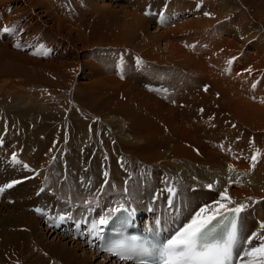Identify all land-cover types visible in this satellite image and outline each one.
I'll list each match as a JSON object with an SVG mask.
<instances>
[{
  "label": "rangeland",
  "instance_id": "rangeland-1",
  "mask_svg": "<svg viewBox=\"0 0 264 264\" xmlns=\"http://www.w3.org/2000/svg\"><path fill=\"white\" fill-rule=\"evenodd\" d=\"M98 1L0 0V30L14 29L0 31V172L7 179L15 176L1 187L19 181L5 188L0 201L7 206H0V264H81L80 258L70 255V262L63 254L47 251L49 244L39 242L34 234L32 238L16 232L24 229L22 223H34L22 221L25 216L36 222L40 219L41 225L42 220L77 216L80 206L76 201L83 193L80 186L88 177L101 188L110 178L118 190L125 179L129 187L119 195L123 201L135 183L152 189L153 199L157 196L162 201L164 187L175 179V198L195 194L205 203L213 194L201 186L227 176L219 163L224 160L226 167L229 156L238 167L243 166L244 181L256 180L252 192L257 196L243 222L252 223L255 214L251 211L264 219V180L257 174L264 167V139H259L264 119L239 107L241 103L251 108L257 104L260 107L253 110L264 111V0H220L209 11L203 10V0H103L101 6ZM165 6L174 12L163 22L155 14H146V8L166 13ZM131 15L136 17L135 25L129 24ZM215 49L223 56L207 57ZM153 84L164 86L163 94L155 93ZM228 85L236 91H227L235 95L222 92ZM34 105L47 118L43 130L28 127L29 135L22 131L25 120L18 111L36 110ZM6 139L14 140L13 146ZM23 141L39 145L37 155V146L26 148ZM14 153L18 162L12 159ZM36 156L45 158L38 169L34 163L39 160L28 161ZM189 166L191 174L181 171ZM121 167H128L125 176L124 170L119 173ZM195 176L199 186H191ZM82 177L86 179L78 184ZM87 187L89 182L82 189ZM19 193L25 194L30 207L17 205ZM68 195L74 196L72 200H66ZM97 199L101 201L100 196ZM27 208L32 215L24 214ZM193 208L184 204L182 210ZM223 209L219 204L205 215ZM41 229L67 235L49 227ZM254 234L252 240L259 236L255 242L239 248V264L250 259L243 256L246 249L262 243L264 229L261 232L256 227ZM77 255L87 259L84 264H100L93 255Z\"/></svg>",
  "mask_w": 264,
  "mask_h": 264
},
{
  "label": "bare ground",
  "instance_id": "bare-ground-1",
  "mask_svg": "<svg viewBox=\"0 0 264 264\" xmlns=\"http://www.w3.org/2000/svg\"><path fill=\"white\" fill-rule=\"evenodd\" d=\"M28 1V0H27ZM36 1V0H35ZM47 1V0H46ZM71 1V0H70ZM202 1V0H201ZM225 1V0H224ZM69 2V1H68ZM99 2V1H98ZM103 0H101L100 2H99V5L101 6V5H104L103 3ZM202 2H204V8H203V10H205V11H209L210 9H211V6H212V4L214 3V2H216L218 5H220L222 2L220 1V0H203ZM236 2V1H235ZM28 3V2H27ZM43 3V2H42ZM47 3V2H46ZM72 3V2H71ZM102 3V4H101ZM215 3V4H216ZM230 3V2H229ZM24 4V3H23ZM37 4H39V3H37ZM56 4V3H55ZM69 4V3H68ZM41 5V4H40ZM133 5V4H132ZM49 6V5H48ZM47 6V7H48ZM222 6V5H221ZM47 7H45V8H47ZM107 8V7H106ZM239 8V7H238ZM49 9V8H48ZM228 9V8H227ZM50 10V9H49ZM82 10V9H81ZM225 10V9H224ZM76 11V10H75ZM78 11V10H77ZM135 11H136V9H135ZM229 11V10H228ZM227 11V12H228ZM220 12H223V11H221L220 10ZM226 11H224V13H225ZM226 12V14H228V15H230L229 13H227ZM241 12V11H240ZM223 13V14H224ZM134 14V13H133ZM137 13H135V15H136ZM218 14V13H217ZM226 14H224L225 16H226ZM127 15V14H126ZM68 16V15H67ZM223 16V15H222ZM165 23V22H164ZM124 24V23H123ZM129 24H131V25H135L136 24V17L134 16V15H131V20H130V23ZM160 25H161V23H160ZM164 26H165V24H163ZM159 26V25H158ZM181 27V26H180ZM247 28V27H246ZM245 33V32H244ZM242 34V33H241ZM259 34V33H258ZM247 35V34H246ZM211 36H213V34H211ZM250 36V35H249ZM252 36V35H251ZM250 36V37H251ZM253 36H254V34H253ZM255 36H257V34H255ZM254 36V37H255ZM165 37H166V34H165ZM250 37H248V38H250ZM254 37H251V38H254ZM164 38V37H163ZM243 39V38H242ZM244 41H245V38L243 39ZM249 40V39H248ZM158 42H159V40H158ZM194 42V41H193ZM172 45V44H171ZM193 47H194V45H193ZM168 48H169V46H168ZM167 49V48H166ZM193 49L191 48V50H190V52L192 51ZM198 50V49H197ZM183 51V50H182ZM202 51V50H201ZM214 51V50H213ZM190 52H187V53H190ZM184 54V53H183ZM211 54H216V55H221V56H223V52L221 51V50H216L215 49V52H210V53H207V57H210V55ZM184 57V56H183ZM192 57V56H191ZM202 57H204L203 55H202ZM189 58V57H188ZM186 60V59H185ZM221 60H225V59H221ZM188 61V60H187ZM196 62V61H195ZM198 64V63H197ZM117 67H118V65H117ZM200 67V66H199ZM195 69V68H194ZM197 71V70H196ZM201 71V70H200ZM202 72H199V74H201ZM222 75H225V76H227V77H229L230 76V74H222ZM221 75V76H222ZM8 83V82H7ZM181 85V83H179L178 84V87ZM227 88H229V89H234L232 86H230V85H228V86H226L223 90H222V92L226 95V96H228V97H230V96H233V95H235V92H230V91H227L228 89ZM31 89H33V88H31ZM260 88H257V90H259ZM235 90V89H234ZM257 90L255 91V93L257 92ZM236 91V90H235ZM31 92V91H30ZM33 93V92H32ZM35 93H37L38 94V92H35ZM37 94H32V95H37ZM248 95H252L251 93L249 94V93H247ZM30 95H31V93H30ZM31 95V98L33 97ZM29 96V95H28ZM254 97H255V95H253L252 97H250V101H252L251 99H254ZM36 98V97H35ZM34 99V98H33ZM180 99V98H179ZM246 100V99H245ZM257 101V100H256ZM255 101V102H256ZM1 102V101H0ZM22 102V101H21ZM56 102V101H55ZM54 102V103H55ZM12 103V102H11ZM22 104V103H21ZM247 104V103H246ZM246 104H243L242 105V103H241V105L239 104V107L241 106L242 107V109H245L249 114H251V113H253V112H255L256 114L258 113V115L260 116V117H262V119H264V111H254L253 110V108L254 109H256V108H258V107H260L259 105H257L256 103V108H255V106L253 105L252 106V108L250 107V106H248V105H246ZM254 104V103H253ZM26 105H27V103H26ZM29 105V104H28ZM42 105L43 104H40V106L42 107ZM249 105H250V103H249ZM35 106V108H36V110H29V111H25V109H26V107L24 108V112L22 111V113H21V110H19L18 111V113H20V114H23V116H24V120H25V122H24V127L22 126L21 128H24L25 130H22V131H27V133L29 134V132H28V127L30 128V126H35V128L33 129L34 131L35 130H39L40 128H42V130H43V123H44V120L47 118L45 115V113H40V112H38V108H40L38 105H34ZM238 106V105H237ZM33 107V106H32ZM28 108V107H27ZM22 109V108H21ZM33 109V108H32ZM38 109V110H37ZM257 110H259V109H257ZM264 110V109H263ZM7 114H9V113H7ZM11 114V113H10ZM14 114V113H13ZM8 116V115H7ZM9 117V116H8ZM20 117V116H19ZM12 122V121H11ZM20 122V121H19ZM21 122H23V121H21ZM0 124H2V123H0ZM20 124H22V123H20ZM4 126V125H3ZM12 126V125H11ZM20 126V125H19ZM187 126V125H186ZM189 126V125H188ZM5 127V126H4ZM182 127V126H181ZM6 128V127H5ZM7 128H8V126H7ZM14 128V127H13ZM17 128H19L18 126H17ZM37 128V129H36ZM1 129V128H0ZM2 130V129H1ZM9 130V129H8ZM18 130V129H17ZM19 130H20V128H19ZM41 130V131H42ZM4 131V130H3ZM30 131V130H29ZM187 131V130H186ZM9 132H11V134L10 135H8L9 137L12 135V131H9ZM21 132V131H20ZM24 132V133H25ZM3 133V132H2ZM22 133V132H21ZM33 133V131L31 130V134ZM260 133H262L263 135L259 138V139H261V138H263L264 139V131L263 132H260ZM252 134V133H251ZM258 134V133H257ZM3 134H1V136H2ZM13 135H15L16 136V133L15 134H13ZM30 135V134H29ZM33 135H34V133H33ZM19 136V135H18ZM213 136V135H212ZM260 136V135H259ZM12 137V136H11ZM17 137V136H16ZM31 137V136H30ZM23 138H24V135H23ZM31 138H34L33 136L31 137ZM30 138V139H31ZM5 139V138H4ZM3 139V140H4ZM10 139V138H9ZM27 138H25V140H26ZM247 139V138H246ZM7 140V139H6ZM16 140H17V138H16ZM28 140V139H27ZM32 140V139H31ZM34 140V142H35V139H33ZM12 141H14V140H12ZM12 141H9V140H7V142L8 143H12L11 145H10V147L11 146H13V142ZM30 141V140H29ZM29 141H28V144L27 143H25L24 141V143H25V145H26V148H27V146L29 147V146H37V150H36V155H37V152H39L40 151V149H38V148H40V146L39 145H37V144H33V143H31V145H29ZM22 142V143H23ZM223 142V141H222ZM24 143L22 144V145H24ZM241 143V142H240ZM240 143H238V144H240ZM225 145H227V147H228V144L226 143ZM233 145V144H232ZM238 146V145H237ZM230 148V147H229ZM232 148V147H231ZM230 148V149H231ZM225 149V148H224ZM223 149V150H224ZM230 149H228L227 148V150H230ZM219 150V149H218ZM27 151V154H29L28 152V150H26ZM232 151V150H231ZM234 151V150H233ZM230 152V151H229ZM232 153V152H231ZM15 154V153H14ZM26 154V153H25ZM24 154V155H25ZM58 154V153H57ZM233 154V153H232ZM231 156V155H230ZM16 157V156H15ZM25 157H26V155H25ZM25 159V158H24ZM30 160H28L30 163L31 162H34V161H38V162H35L34 163V168L35 169H38L39 168V166H40V164L45 160V158H44V156H42V157H40V159H38V157L36 156V157H34V158H29ZM234 159H236V158H234ZM27 161V162H28ZM208 163V162H207ZM244 164V163H243ZM188 165V164H187ZM224 165V160H222L220 163H219V166L220 167H222V168H224V170H225V172L224 173H226L227 174V176L225 175V176H223L222 178H221V180H219L218 178H213V182L212 183H209L208 185H204L203 184V186H201V189L204 191V192H206V193H210V194H213V196L211 197L212 199L210 200V201H207V202H205V203H202V205L203 204H205L206 206L208 205V207L205 209V213L207 212V211H210V210H212V209H214L216 206H218L219 204L217 203V201H219L220 202V204H222V203H225V202H228L227 200H223L222 198H220L216 193L217 192H222V193H225V191H226V195L231 199V203H230V206H227L226 208H229V207H238V206H243V208L241 209V213H240V216H239V228H240V230H241V233L244 235H250V237H254V231H255V228L256 227H259L260 228V230H261V232H262V230L264 229V228H261V224H264V219H263V217L261 216V214H259V212H255V211H251V215L252 214H255V215H253L252 216V223H249L248 221H245L244 220V222H243V219H244V213H246V212H248V211H250V206L253 204L254 205V201H253V199H254V197H256L257 196V194H253V192H252V188H253V184H254V182L256 181L254 178H249L248 180H245L244 181V178H247V175H245L244 174V170H243V166H241V167H238L237 165H236V163L235 162H233L232 160H230V157L229 156H226V160H225V166L226 167H224L223 166ZM116 166V165H115ZM31 167V166H30ZM33 167V166H32ZM203 167V166H202ZM106 168H108V167H106ZM128 168V167H127ZM127 168L126 169H124L123 167H121V169L119 168V171L120 170H124V172H125V174H124V176L126 175V170H127ZM195 168V167H194ZM209 168V167H208ZM31 169V168H30ZM33 169V168H32ZM101 169V168H100ZM114 169V168H113ZM177 169H180V168H177ZM200 169V168H199ZM212 169V168H211ZM237 169H239V171L240 172H238L237 171ZM34 170V169H33ZM42 170V169H41ZM107 170V169H106ZM21 171V170H20ZM37 171V170H36ZM114 171V170H113ZM162 171V170H161ZM182 172H186V173H189L190 172V174H191V169H190V166H189V168H186V170H181ZM193 171V170H192ZM222 171V170H221ZM23 172V171H22ZM45 172H46V170H45ZM131 172H133V171H131ZM179 172V171H178ZM248 172V171H247ZM99 173H100V171H99ZM109 173V172H108ZM114 173V172H113ZM119 173H121V171L119 172ZM134 173V172H133ZM136 173V172H135ZM48 174V173H47ZM95 174V173H94ZM221 174V173H220ZM239 174H240V176H239ZM257 174H259L262 178L261 179H263L264 180V167H261V168H259L258 170H257ZM111 175V174H110ZM122 175H123V173H122ZM130 175H131V173H130ZM189 175V174H188ZM187 175V176H188ZM216 175H218V174H216ZM222 175V174H221ZM29 175H23V177H27V178H29L28 177ZM50 176V175H49ZM127 176H129V172H127ZM166 176V175H165ZM172 176V175H171ZM175 176H177V175H175ZM15 176H14V174H13V177L11 178V179H7L6 178V176L5 175H3V173H1L0 172V187H1V185L2 184H4L6 181L8 182V181H11V180H13V178H14ZM40 177V176H39ZM51 177V176H50ZM115 177V176H114ZM131 177H133V175H131ZM150 177V176H149ZM49 178V177H48ZM105 178V177H104ZM112 178V177H111ZM134 178V177H133ZM138 178V177H137ZM167 178V177H166ZM196 178V176L195 177H193L192 178V180H193V184H191V186H199L198 184H196L195 183V179ZM66 179V178H65ZM86 179V178H85ZM84 177H82V178H80V179H78V181H77V183L78 184H81L82 182H84ZM122 179V178H121ZM136 179V178H135ZM177 179V178H176ZM180 179V178H179ZM182 179V178H181ZM230 179H232V181L230 180ZM35 180V179H34ZM37 180V179H36ZM55 180V179H54ZM105 180V179H104ZM114 180V179H113ZM118 180H119V178H118ZM122 180H124V181H122V187H121V190H118V187L116 186V187H113L112 185H111V179L109 178L108 180H107V183L109 184V187L107 188V186H108V184L107 185H105L103 188H101V186L99 185V184H97L98 186H95V184L94 183H92V177H88L87 178V181L84 183V184H86L87 182H89V186L90 187H87V188H85V189H82V186H84V184L83 185H81L80 186V189L83 191V193L81 194V196L80 197H78L79 199L76 201L77 203H76V205H79L80 206V208H79V210H80V212L79 213H77L78 215L77 216H73L74 218H66L67 220L69 219V220H73V222L75 223V222H77V221H79V222H81V221H83V222H85V223H87L88 225L89 224H92L93 222H95V223H97V222H99L104 216H106V215H108V213L112 210V209H114V208H116V207H125V206H127V207H129V208H131V209H133V210H137V211H141V210H143L144 209V202H146L145 201V199L148 197V199L150 198V196H151V190L149 191V189L147 190V188H145V189H143V188H141V186L140 185H138L137 183H135V187H134V189H132V191H130L129 193H126V201H123V200H120V197H119V195L122 193V192H126L127 190H128V187H129V184L127 183V182H125V179H122ZM128 180V179H127ZM230 180V181H229ZM234 180H236L235 182H233ZM252 180V181H251ZM26 181H27V179H26ZM44 181V180H43ZM67 181V180H66ZM69 181V180H68ZM98 181V180H97ZM101 181V180H100ZM145 181V180H144ZM175 179H172V180H170L169 181V183H168V187H164V190L166 191L165 192V194H163L162 195V197H167V198H169V199H171V200H173V201H178L179 202V208H180V210H178V215H176L174 218H173V221L174 222H176L177 220H180L185 214H187L191 209H188V210H182L183 209V207H184V204L186 205V206H188V207H192V206H194L195 205V207L196 206H198L199 204H200V200H203V199H200L199 200V196L198 195H195L194 194V196H192L191 194L188 196V197H186V198H184L183 196H178L177 198H175V196H174V191H177V190H175L174 189V187H173V185H174V183H175ZM184 181H186V180H184ZM36 182V181H35ZM47 182V181H46ZM95 182H96V180H95ZM139 182V181H138ZM152 182V181H151ZM168 182V181H167ZM52 183V182H51ZM69 183H71V182H69ZM121 183V182H120ZM75 184V183H74ZM105 184V183H104ZM115 184V183H114ZM140 184V183H139ZM176 184V183H175ZM179 184V183H178ZM28 185H30V184H28ZM50 185V184H49ZM48 185V186H49ZM65 185V184H64ZM162 185V184H161ZM189 185V184H188ZM20 186V185H19ZM61 186V185H60ZM74 186V185H73ZM209 186H211V187H209ZM25 187V186H24ZM50 187V186H49ZM132 187V186H131ZM146 187V186H145ZM147 187H148V185H147ZM179 187V189H183L182 188V186L181 185H179L178 186ZM185 187V186H184ZM187 187V186H186ZM185 187V188H186ZM190 187V186H189ZM60 188V187H59ZM65 187L63 186V189H64ZM150 188V187H149ZM191 188V187H190ZM19 189V188H18ZM26 189H27V187H26ZM68 189V188H67ZM130 189V188H129ZM161 189V188H160ZM24 190V189H23ZM38 190V189H37ZM56 190V189H55ZM75 190V189H74ZM78 190V189H77ZM80 190V191H81ZM144 190V191H143ZM18 191V190H17ZM57 191H58V189H57ZM56 191V192H57ZM73 191V190H72ZM182 191V190H181ZM198 191H200V190H198ZM4 192V191H3ZM3 192H0V201H3L4 200V198H5V196L2 194ZM34 192H36V191H34ZM46 192V191H45ZM63 192V191H62ZM61 192V193H62ZM187 192V191H186ZM28 193V192H27ZM72 193V192H71ZM74 193V192H73ZM75 193H76V191H75ZM75 193H74V195H75ZM197 193V192H196ZM14 194V193H13ZM65 194V193H64ZM176 194V193H175ZM183 194H184V192H183ZM57 195V194H56ZM61 195H63V194H61ZM67 195V194H66ZM71 195V194H70ZM73 195V194H72ZM71 195V196H72ZM200 195H201V192H200ZM204 195V194H203ZM14 196H15V194H14ZM13 196V197H14ZM27 196V195H26ZM32 196H33V194H32ZM71 196H69L68 195V197H67V199L66 200H68V199H70V200H72V198L74 197H72L71 198ZM97 196H100L101 197V201H99L98 199H97ZM216 196L219 198V199H217L216 198ZM17 197V198H16ZM16 199H17V205H19V206H21V205H24V206H29L30 207V203H29V201L25 198V194L24 193H19L18 195H16ZM28 197H30V196H28ZM37 197V196H36ZM63 197H64V195H63ZM209 198V197H208ZM100 199V198H99ZM32 200H34V199H32ZM39 200V199H38ZM41 200V199H40ZM154 200L155 201H157V200H159L158 198H157V196L154 198ZM67 202V201H66ZM65 202V203H66ZM203 202V201H202ZM104 203H106V204H104ZM161 203H162V201H161ZM209 203V204H208ZM229 203V202H228ZM227 205V204H226ZM0 206H1V208H6L7 206H6V204L5 203H3V202H1L0 203ZM224 206H225V204H224ZM247 207H249V208H247ZM60 209V208H59ZM220 209V208H219ZM28 210V208L27 209H25L24 210V214L25 215H32V213L30 212V211H27ZM219 211V210H218ZM214 212H215V210H214ZM205 213H201V215H202V217L205 215ZM66 219H62V220H66ZM21 220L22 221H26V220H30V221H33L34 223H31V222H28V221H26V222H24V223H22V225H23V227H24V229L21 231V230H19V232H16V234H21V235H23L24 237H29V236H31V235H36V237L37 238H39L38 239V241L39 242H44V243H48L49 245H48V248H47V251H50V252H52V253H57L58 255H60V254H63V255H65L66 257H64V258H66L68 261H70V259H71V256H73V258L75 257V260H76V258H80L79 259V262L81 263V264H84V262H86L87 261V259L86 258H81V257H79L77 254L78 253H80V255L81 256H83V257H86V256H94V257H96V259H97V261H98V263H100V264H133V263H125V262H122V261H116V260H114L113 258H111V257H108V256H106V255H103V254H101L100 252H98V251H93L92 250V248H89L88 247V245L85 243V241H81V242H79V240L78 239H76L74 236H73V234L75 233V229L73 228V226H70V235H66V236H63V235H61L60 233H56V231H52L51 229H55L54 228V223H59L58 221L60 220H54V219H52V218H50V220L49 221H45V220H42L43 221V223H42V225H41V221H40V219L39 220H37L38 222H36L33 218H31V217H28V216H25V217H22L21 218ZM2 221V220H1ZM19 224V223H18ZM14 226V225H13ZM41 226H44V228H46L47 229V227H49V228H51L50 230H51V232H48V231H46L45 229H41ZM21 227V226H20ZM38 227H40V229L38 228ZM243 227H245V229L243 230ZM15 228V227H14ZM56 230V229H55ZM58 231V230H57ZM59 232H61V233H63L64 231H59ZM66 234V233H65ZM32 237V236H31ZM249 237V238H250ZM258 237L259 236H257L256 237V239H253L252 241H251V244H252V242H255L257 239H258ZM264 237V236H263ZM33 238V237H32ZM10 240H12V239H10ZM249 240V239H248ZM36 241V240H35ZM5 243V242H4ZM251 244H249V243H247V246L246 247H249ZM245 245H246V243H245ZM245 247V248H246ZM241 249V248H240ZM71 255V256H70ZM237 255H239V252H238V254ZM92 258V257H91ZM74 260V261H75ZM249 260V259H248ZM71 261H73V260H71ZM70 261V262H71ZM75 263V262H74Z\"/></svg>",
  "mask_w": 264,
  "mask_h": 264
},
{
  "label": "snow or ice",
  "instance_id": "snow-or-ice-1",
  "mask_svg": "<svg viewBox=\"0 0 264 264\" xmlns=\"http://www.w3.org/2000/svg\"><path fill=\"white\" fill-rule=\"evenodd\" d=\"M205 15L209 14L205 13ZM0 31L10 33L14 29L4 27ZM16 47L20 45L17 44ZM12 159L16 161L15 154ZM255 159L256 157L253 156L252 160L255 161ZM25 167L28 166L25 165ZM104 176L108 177L107 171L104 172ZM16 183L19 181H12L0 187V192H3L5 188H11ZM221 198L229 203L232 202L226 195V191L221 193ZM217 203L220 204L219 201ZM220 207L224 208V212L215 211L214 214L203 217L201 213H205V209L202 208L190 223L178 229L165 241L149 247L117 245L115 249H108V251L121 260H135L138 264H233L234 248L240 240L236 216L243 206L227 209L220 204ZM225 220L228 221L227 224ZM99 223L104 224L106 220L101 219ZM261 228H264V224H261ZM260 239L262 240L260 245L244 251L243 256L250 258L244 264H264V237ZM251 241L250 237L248 243L251 244Z\"/></svg>",
  "mask_w": 264,
  "mask_h": 264
}]
</instances>
